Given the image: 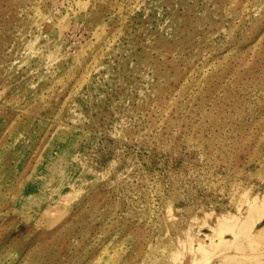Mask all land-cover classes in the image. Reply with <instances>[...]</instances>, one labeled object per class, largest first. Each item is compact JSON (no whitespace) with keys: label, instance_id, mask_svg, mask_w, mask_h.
Masks as SVG:
<instances>
[{"label":"rangeland","instance_id":"obj_1","mask_svg":"<svg viewBox=\"0 0 264 264\" xmlns=\"http://www.w3.org/2000/svg\"><path fill=\"white\" fill-rule=\"evenodd\" d=\"M0 264H264V0H0Z\"/></svg>","mask_w":264,"mask_h":264}]
</instances>
